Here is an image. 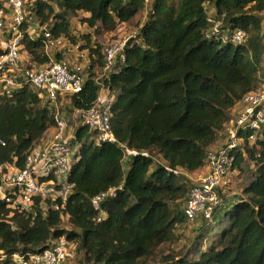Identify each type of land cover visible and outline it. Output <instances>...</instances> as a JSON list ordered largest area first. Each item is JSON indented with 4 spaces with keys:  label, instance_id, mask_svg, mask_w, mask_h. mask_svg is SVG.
I'll list each match as a JSON object with an SVG mask.
<instances>
[{
    "label": "trees",
    "instance_id": "trees-1",
    "mask_svg": "<svg viewBox=\"0 0 264 264\" xmlns=\"http://www.w3.org/2000/svg\"><path fill=\"white\" fill-rule=\"evenodd\" d=\"M145 9L124 61L108 74L104 48L92 44L90 33L80 45L73 33L77 17L95 34L113 33ZM32 10L34 22L21 27L28 67L51 61L44 33H30L34 25L89 50L94 62L83 87L68 97L76 110L87 111L103 85L112 99L114 141L99 142L95 131L78 126L68 178L73 190L63 209L51 200L42 209L36 199L31 211L19 212L0 198V264H12L17 253H41L61 237L75 244L84 264H264V140L251 146L254 131L239 134L245 151L232 156L233 171L246 154L256 172L242 196L224 206L218 232L199 218L192 256L155 257L177 240L178 228L193 222L184 214L193 184L185 174L206 165L231 111L262 83L264 0H37ZM237 30L246 35L241 43L232 40ZM55 120L28 83L0 96V165L23 168ZM109 190L115 195L97 209L93 199ZM204 240L210 241L205 249Z\"/></svg>",
    "mask_w": 264,
    "mask_h": 264
},
{
    "label": "built area",
    "instance_id": "built-area-1",
    "mask_svg": "<svg viewBox=\"0 0 264 264\" xmlns=\"http://www.w3.org/2000/svg\"><path fill=\"white\" fill-rule=\"evenodd\" d=\"M0 2L2 3L0 37L6 23H9L10 34L6 46L0 47V96L10 95L17 88L28 83L41 98L40 94L45 97L50 108H55L60 96L78 93L86 78L85 70L81 65L71 67L65 61H50L47 65H34L32 68L24 65L20 72L24 52L21 27L25 23L34 22L32 9L37 0H0ZM7 10L8 14H6ZM219 23L214 27V32L217 34L221 33ZM33 29L32 37L36 38L44 33L47 40L46 52L49 56L51 48L65 45L63 39H53L48 29L45 28L40 33ZM245 36L243 30H237L233 33L232 40L241 43ZM136 37L137 32H133L104 49V70L107 74L113 69L117 58L124 61L125 48L133 44ZM24 54L29 63L30 56L26 52ZM105 92L107 93V90L102 85L94 106L87 111L78 110V117L81 124L96 132L97 141L112 142L114 141L110 112L112 99ZM54 127L53 140L46 145L35 146L30 151L23 168L10 163L0 165V198L13 210L31 211L36 199H41L42 209L46 208L48 200L54 203L61 201V204H55L54 208L63 209L72 193L73 185L69 183L68 178L76 154L73 144L75 137L68 134L69 122L65 118L56 116ZM246 131L255 132L249 137L251 146L258 140H264V76L259 88L246 94L238 105L237 116L227 127L226 146L208 154L206 165L209 173L201 175L189 188L184 206V214L188 220L195 221L202 218L208 223L214 222V214L223 204L222 191L229 184V176L233 171L232 153L237 150L245 151L246 142L239 134ZM113 195H115L114 190H109L95 197L93 203L98 209L100 203ZM100 220L101 217L98 218V221ZM74 248L73 242L61 237L53 240L41 253L14 254L12 264H72L71 260L75 259Z\"/></svg>",
    "mask_w": 264,
    "mask_h": 264
},
{
    "label": "crops",
    "instance_id": "crops-1",
    "mask_svg": "<svg viewBox=\"0 0 264 264\" xmlns=\"http://www.w3.org/2000/svg\"><path fill=\"white\" fill-rule=\"evenodd\" d=\"M148 1H150V0H147V2ZM147 12H148V9H145V12H143L144 16H146ZM6 14H8V10L6 11ZM141 14L138 17H140ZM86 15L88 16V14H86ZM5 16H9V15H5ZM7 22H9V21H7ZM143 22H144V20H143ZM73 25H74V21H73ZM83 25H84V27L85 26L88 27L85 24H83ZM124 25H126V24H123L121 26H124ZM33 28H35L38 33L42 32L44 30L40 26L34 25V27H32L30 29V33L31 34L34 33V29ZM79 29H82V28H79ZM73 30H74V26H73ZM73 33L77 37L76 40H78V41H80L82 43H83L82 36L85 33L86 34L90 33L91 34L92 44L93 45H96V44L100 45V46L104 47V49H105V46H103V44H101V42L99 40V37L97 35L95 36V33L90 28L87 29L86 31L82 32V33L75 32V31H73ZM111 34H113V33H111ZM112 36H114V35H112ZM9 37H10V34H9V23H6L5 30L3 31V33H2V35L0 37V47L1 48H4L6 46V42H7ZM63 40L65 41V45L64 46L50 49V53L49 54H50V57H51V61H65L71 67H75V66L81 65L84 68L85 72H86L87 69H89L91 67V65L93 64V62H94V58H92L90 56L89 50H87V49H85V50L81 49L80 50L78 48V46H74V45L70 44L67 41V39H63ZM120 62H121L120 58L119 59L117 58V60H116V62L114 64V68L117 67L120 64ZM24 65L28 66V62H27V58H26V56H25V54L23 52V60H22V64H21V67H20V72H22V66H24ZM263 67H264V65H263ZM102 74H103V72H102ZM102 74L100 76H102ZM263 75H264V73H263ZM40 95L42 96L43 104H47V101L46 102L44 101L45 97L42 94H40ZM106 95H110V94L106 93ZM51 109H53V111L55 112V116H57L58 118L59 117L60 118H65V119L68 120V122H69L68 134L71 135V137H75L76 130H77L78 126L81 125V121H80V118L78 117L79 116L78 110H76L73 107V105L71 103V99L68 97V95L67 96L66 95L60 96L59 99H58V102L56 103L55 108L51 107ZM237 112H238V107L233 109V113H232V117L233 118L230 120L231 123L233 122V120L237 116ZM54 134H55V127L53 126V127L48 129V131L46 132L44 138L36 146H42V145H46V144L50 143L53 140ZM227 141H228L227 128H225V131L220 135L218 141L212 146L211 151H218V150L224 148L226 146V144H227ZM74 151L76 153L77 145H74ZM207 173H209V168H208L207 165H205L202 169H200V170H198V171H196L194 173L185 174V177H186L187 181L194 182L201 175H205ZM235 195H236L235 192H232L231 194H228V193L226 194L225 193L223 195V204H222V206L224 207L227 204H231L232 202H234V200L236 199ZM240 197H237V198H240ZM223 209H225V207L220 209L219 212H221ZM197 223H198L197 227L199 229L200 228L199 227L200 226L199 225V221ZM201 223L202 222H200V224Z\"/></svg>",
    "mask_w": 264,
    "mask_h": 264
},
{
    "label": "rangeland",
    "instance_id": "rangeland-1",
    "mask_svg": "<svg viewBox=\"0 0 264 264\" xmlns=\"http://www.w3.org/2000/svg\"><path fill=\"white\" fill-rule=\"evenodd\" d=\"M138 16L131 23H126V25L119 27L115 32H113V34L107 33L106 31L101 30L100 34H95V36L97 35L99 37L101 44H103V46H105V48H108L110 44H114L118 40L125 38L126 36L130 35L133 32H136L138 26L141 25L140 23H142L143 20L146 19L147 14H146V16H144V13L142 12L141 16L140 17H138ZM76 20L77 21H74V25H73L75 32L82 33L84 31H86L87 29H89L88 27H86V26L84 27V25L81 24L79 17H77ZM79 28H82V29H79ZM112 35H114V36H112ZM227 35L228 34L226 33V36ZM79 44L81 45L80 41H79ZM263 73H264V71L261 73V76H264ZM44 101L46 102L45 99H44ZM232 113H233V110L231 111V119L233 118ZM230 123H231V121L226 125V128H227V126L230 125ZM244 157H245V162L241 164V169H239V168L235 169V171H232V173L230 174L229 184L225 187L226 189H224L222 191L223 195L225 193L231 194L232 192H235L236 197L242 196V194H243L242 189L246 186V184H248V182H250L253 179L254 174L256 172V167H255L254 163L250 159H248V156L246 154H244ZM125 168H127V165ZM222 215H223V212H219L214 217V222H213V224L210 225L213 228V229H211L212 234L218 232V229H219L218 219H221L220 217ZM199 220H201V219H196V221L189 222L185 227L178 228V234L179 235H178L177 240L173 244H168V245L162 246L160 248V250L158 251L159 253L155 254V257H158V258L161 256L164 257L167 254H170L171 252H174V251L177 253L178 256L184 255L186 252H188L190 254V256H192L193 250L191 247V243L197 237V234L195 235V233H196V228L198 226L197 221H199ZM205 223H207V222L203 221L202 225H204ZM63 226H64V228H67V229L71 228L70 223L67 222L66 219H65ZM207 242L209 243L210 241H208V240L203 241V248L204 249L208 246ZM197 244H198V241H197ZM73 252L75 255V259L71 260L72 264H80V263L84 264L85 263L84 258H82V254H79L78 248L76 249V247H75L73 249ZM78 255H80L79 257H81V259H82L80 263L78 260ZM194 256H195V254H194Z\"/></svg>",
    "mask_w": 264,
    "mask_h": 264
},
{
    "label": "clouds",
    "instance_id": "clouds-1",
    "mask_svg": "<svg viewBox=\"0 0 264 264\" xmlns=\"http://www.w3.org/2000/svg\"><path fill=\"white\" fill-rule=\"evenodd\" d=\"M209 224H213V223H209Z\"/></svg>",
    "mask_w": 264,
    "mask_h": 264
}]
</instances>
